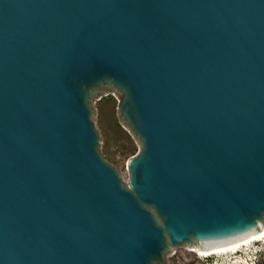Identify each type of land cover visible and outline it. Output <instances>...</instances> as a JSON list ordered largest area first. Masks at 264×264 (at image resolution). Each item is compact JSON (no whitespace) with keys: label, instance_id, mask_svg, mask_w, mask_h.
Instances as JSON below:
<instances>
[{"label":"water","instance_id":"water-1","mask_svg":"<svg viewBox=\"0 0 264 264\" xmlns=\"http://www.w3.org/2000/svg\"><path fill=\"white\" fill-rule=\"evenodd\" d=\"M263 222L264 0H0V264H164Z\"/></svg>","mask_w":264,"mask_h":264},{"label":"rangeland","instance_id":"rangeland-1","mask_svg":"<svg viewBox=\"0 0 264 264\" xmlns=\"http://www.w3.org/2000/svg\"><path fill=\"white\" fill-rule=\"evenodd\" d=\"M92 108L96 119L94 125L100 135V152L127 183L128 161L140 152L139 147L117 123L116 99L105 94ZM192 247L195 246L185 244L168 250L164 256V264H264V239L225 255L200 256Z\"/></svg>","mask_w":264,"mask_h":264},{"label":"bare ground","instance_id":"bare-ground-1","mask_svg":"<svg viewBox=\"0 0 264 264\" xmlns=\"http://www.w3.org/2000/svg\"><path fill=\"white\" fill-rule=\"evenodd\" d=\"M260 239H264V222L262 225V228L255 232L253 235L245 237L241 240H239L236 243L233 244H229L223 247H215V248H202V246L200 245H195L192 244L193 246H195L192 250L197 252L200 256H210V255H215V254H221V255H225L228 253H235L237 251H239L241 248L243 247H247L249 246L252 242L256 241V240H260Z\"/></svg>","mask_w":264,"mask_h":264}]
</instances>
